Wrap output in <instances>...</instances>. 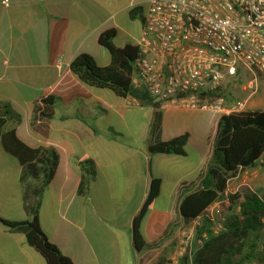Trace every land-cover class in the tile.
<instances>
[{"label":"crops","instance_id":"crops-1","mask_svg":"<svg viewBox=\"0 0 264 264\" xmlns=\"http://www.w3.org/2000/svg\"><path fill=\"white\" fill-rule=\"evenodd\" d=\"M150 1L0 0V105H10L21 116L19 122L6 120L7 128H15L23 143L34 149L54 148L59 154L56 175L41 198L39 223L50 241L74 264H162L166 257L169 259L189 228L180 217L181 200L185 191L190 194L198 188L212 154L211 149L194 163H187L188 152L187 156L153 155L149 151L150 136L140 141L134 127L115 130L102 126L100 121L108 116L125 120L131 108L148 105L131 97L121 99L109 90L90 88L70 70L71 63L82 54L92 56L101 67L110 64L109 53L99 43L107 31H116V46H137ZM48 97L56 98L53 119L34 123L35 101ZM162 108L164 117L170 111L213 110ZM90 162L96 174L87 179L85 192L80 194L83 169H88ZM260 167L264 166L242 170L230 182L227 194L236 190L230 186L238 180L240 186L251 189ZM155 180L160 182L159 196L140 233L146 242L159 245L138 252L134 220ZM163 196L170 204L164 218L163 211L154 208ZM22 201L26 215L23 221H28L24 192ZM156 214L158 218L153 219ZM0 264L46 262L23 234L0 223Z\"/></svg>","mask_w":264,"mask_h":264},{"label":"trees","instance_id":"trees-1","mask_svg":"<svg viewBox=\"0 0 264 264\" xmlns=\"http://www.w3.org/2000/svg\"><path fill=\"white\" fill-rule=\"evenodd\" d=\"M140 9L134 14H138ZM116 31L103 33L99 38L101 47L109 53L110 64L101 67L88 55H79L70 65L71 72L86 86L109 90L121 99L133 98L141 105L153 107L156 121L151 131V154H173L187 156L188 134L163 141L161 127L164 113L162 103L155 100L143 85L134 86L133 79L138 76L136 62L139 50L135 45L118 47L115 44ZM251 79V75L238 70L228 76L229 84L240 86ZM233 93L224 85L216 91L201 96V103L209 106L220 100L229 102ZM237 102H242L239 100ZM56 98H40L34 103V123L37 120L49 121L55 114ZM6 118L21 121V116L10 105H0V145L5 153L15 158L23 170L25 211L32 221L11 222L0 219L10 231L26 237L45 260L46 264H74L53 244L43 232L39 223L41 198L56 175L60 157L54 148L34 149L23 143L16 129L6 130ZM83 169L80 194L86 189L87 179L96 174L95 165ZM264 166V111L245 109L222 114L219 117L214 136L212 154L206 169L199 178L198 188L185 195L180 203V217L186 226L199 223L196 228V249H188L180 258L179 264H264V196L250 189L234 195L227 194L230 182L242 170ZM28 179L33 182H27ZM160 192V182L155 180L152 190L139 214L134 220V242L138 252L158 247V243L146 242L140 228L148 211ZM228 201L230 215L221 230L206 217L215 204ZM168 235V234H166ZM162 264H165L164 261Z\"/></svg>","mask_w":264,"mask_h":264},{"label":"built area","instance_id":"built-area-1","mask_svg":"<svg viewBox=\"0 0 264 264\" xmlns=\"http://www.w3.org/2000/svg\"><path fill=\"white\" fill-rule=\"evenodd\" d=\"M137 48L133 84L162 107L218 111L201 96L243 70L251 75V95L225 114L245 110L259 91L257 78H264V0H151ZM220 214L217 203L206 217L216 224ZM198 224L184 230L178 258L197 242ZM222 227L217 223L215 230Z\"/></svg>","mask_w":264,"mask_h":264},{"label":"rangeland","instance_id":"rangeland-1","mask_svg":"<svg viewBox=\"0 0 264 264\" xmlns=\"http://www.w3.org/2000/svg\"><path fill=\"white\" fill-rule=\"evenodd\" d=\"M258 93L253 96L249 101L246 109H259L263 110L261 105H264V78L258 77ZM251 79L240 86H235L234 84H229V80L224 83V87L233 93L232 100L225 102L220 100L217 104L213 106L220 107V110H212L206 113H196L188 111H170L166 112L164 121L161 127V137L163 139H169L172 136L183 135V133H188L189 139L186 144V151L189 157L186 159L187 163H194L203 156L210 153L213 146L214 135L216 132V123L218 117L225 114L227 110L233 109L237 101H246L250 97V90L248 89ZM262 108V109H260ZM156 121L155 111L150 106L139 107L136 105L135 108H131L128 117L125 120L119 119L118 117L112 115L108 118L100 121L102 126L109 125L115 130L118 127L130 126L134 127L132 130L136 138L140 141H145L150 136L153 129L154 123ZM12 129V128H10ZM7 128L6 130H10ZM112 136L116 137V132H112ZM150 141V139H149ZM259 178L257 181L253 182L252 188L247 186H240L241 181L235 184H231L230 189L232 190L235 186L236 190L228 192L230 195H234L238 192H243L246 189H250L259 196H264V167L259 168ZM23 170L19 165L18 161L2 151L0 148V217L8 221H23L26 215L23 213V201L22 196L24 192L25 183L22 181ZM249 182V180H247ZM27 182H33V180L28 179ZM50 188V187H49ZM47 188V189H49ZM46 189V190H47ZM197 189V188H196ZM195 189V190H196ZM45 190V191H46ZM193 190V191H195ZM187 194V191H185ZM185 194V195H186ZM47 207V201L45 200ZM170 206L169 198L163 196L155 203V210L164 211ZM45 207V208H46ZM218 208L221 211L220 216L215 217L216 224L224 223L226 218L230 215L229 203L228 201H223L218 203ZM51 217V211L48 212ZM47 215V218H48ZM29 221H32V217H28ZM158 215H154L153 219H157ZM181 220V218H180ZM50 221V220H49ZM51 222V221H50ZM2 225L3 223L0 222ZM176 229V227H175ZM171 230V228H170ZM262 238H264V231L262 233ZM177 241V240H176ZM182 242V239H181ZM181 242L176 247L174 246V251L171 253V257L164 259L165 264H172L173 258H177L176 262L179 264L178 251L181 248ZM198 244L193 242L189 249H196ZM143 257V253L139 254L138 258ZM156 264H160L159 262Z\"/></svg>","mask_w":264,"mask_h":264}]
</instances>
